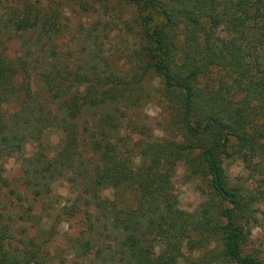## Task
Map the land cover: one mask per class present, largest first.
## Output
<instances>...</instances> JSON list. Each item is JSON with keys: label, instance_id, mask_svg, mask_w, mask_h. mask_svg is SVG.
Instances as JSON below:
<instances>
[{"label": "trees", "instance_id": "16d2710c", "mask_svg": "<svg viewBox=\"0 0 264 264\" xmlns=\"http://www.w3.org/2000/svg\"><path fill=\"white\" fill-rule=\"evenodd\" d=\"M66 2L101 13L73 34L91 44L88 53L64 45ZM119 7L132 10L123 22L139 41L129 68L98 45L102 20ZM152 76L160 88L147 83ZM156 90L161 135L143 116ZM53 128L64 139L51 155L44 138ZM29 141L37 146L22 157L21 191L2 160ZM232 156L257 187L229 181L224 160ZM180 162L190 176H211V197L194 212L175 192ZM58 180L72 190L64 214L83 215L67 252L50 247L48 230L31 234L25 207L30 196L49 197ZM263 184L264 0H0V264H177L157 245L178 237L191 249L217 242L190 264H264L247 250ZM107 188L113 197L101 195Z\"/></svg>", "mask_w": 264, "mask_h": 264}, {"label": "rangeland", "instance_id": "374dc122", "mask_svg": "<svg viewBox=\"0 0 264 264\" xmlns=\"http://www.w3.org/2000/svg\"><path fill=\"white\" fill-rule=\"evenodd\" d=\"M65 12L69 17L67 21L71 26V33L65 37L64 45L71 46L73 54L88 53L91 48V44L87 43L86 47L83 45V40L78 37H73L74 32L77 29H81L82 26L88 25L93 19L97 21L101 18V13L95 15L90 11H84L79 5H73L70 2H66ZM103 12V10H101ZM132 10L126 7H119L117 11H113V18L108 22L102 20L100 30L97 32L98 45L104 47L106 50L114 52V60L126 63V68H129L132 64L127 60L129 53L138 44V40L132 34L131 27H126L123 20L127 18ZM19 41H13L10 45L14 50H17ZM78 42V44H77ZM89 44V45H88ZM85 48V50L83 49ZM116 62V61H114ZM120 63V64H121ZM136 66V64H135ZM162 79L159 76H152L147 83L152 84L155 88L161 87ZM161 91L156 90V95L143 111L144 119L149 122L150 130L155 135L163 134L161 130V122L164 118V110L160 105L157 98H159ZM64 139V134L61 130L53 128L46 132L44 143L47 146L48 153L51 155L56 154L60 149ZM187 137H181L179 142H189ZM36 142L29 141L24 146L21 153H14L6 156L2 160L3 174L9 179L13 187H17L23 191L22 185V157L31 155L36 150ZM224 166L229 181L232 184L242 186L244 189L257 187V177L252 175L251 170L247 167L242 158L237 156L227 157L224 160ZM173 182L175 185V192L178 195L179 205L183 210L188 212H194L199 210L201 205L210 199L212 190L211 176H190L188 170L183 162L177 165L176 171L173 175ZM264 188V184H263ZM116 189L107 188L101 192L103 197H113ZM120 194L126 195L125 191L119 190ZM28 195V194H27ZM264 198V193H261ZM72 197V190L70 184L66 180H58L52 185V192L49 197L44 199H33L32 196L25 200V207L31 206V212L33 217V229L30 230L31 234L36 235L40 228H44L49 232L50 247L52 249L60 248L61 250L68 251V238L67 236L73 235L83 226V215L80 214L76 217H68L64 214L63 208L65 204L69 203V199ZM24 207V208H25ZM26 209V208H25ZM253 217L248 222V228L250 232V242L247 250H257L260 252L261 257L264 258V199L253 207ZM82 213V212H81ZM246 221V219H244ZM170 248L177 256V264H190L191 258L195 260L202 259L205 255L215 247L217 242H211V246L203 247L197 246L195 249H191L189 246V239L178 237L172 239L170 242H162L157 245V250ZM206 264H226L223 261H215L213 259H207Z\"/></svg>", "mask_w": 264, "mask_h": 264}]
</instances>
